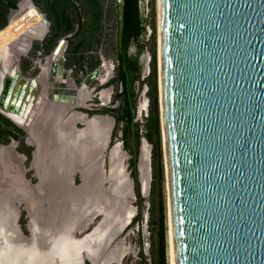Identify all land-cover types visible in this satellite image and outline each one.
Masks as SVG:
<instances>
[{
	"label": "water",
	"instance_id": "water-1",
	"mask_svg": "<svg viewBox=\"0 0 264 264\" xmlns=\"http://www.w3.org/2000/svg\"><path fill=\"white\" fill-rule=\"evenodd\" d=\"M123 3L115 0L118 48ZM157 12L172 264H264V0H157ZM15 153L0 143V162ZM5 232L0 264H17Z\"/></svg>",
	"mask_w": 264,
	"mask_h": 264
},
{
	"label": "flooded vegetation",
	"instance_id": "flooded-vegetation-1",
	"mask_svg": "<svg viewBox=\"0 0 264 264\" xmlns=\"http://www.w3.org/2000/svg\"><path fill=\"white\" fill-rule=\"evenodd\" d=\"M90 4L96 5V8H93V13L88 9L81 10L80 18L74 20L69 30H65L63 33L59 31L61 34L52 45H49L50 37L52 36L51 22L45 13L49 24L44 34L40 38H28L24 47L21 46L23 39H20L16 45V50L11 49L6 59L0 62V115L8 121L9 126L18 130L21 129L24 132L23 139L27 144H29L28 135L23 126L26 125L30 130H33L34 126H36V129L39 128L37 137L41 141L43 139L41 134H46L47 132L43 130L42 124L44 123H42V120L39 122L36 119L41 116L42 108H45L51 102H56L62 107H66L63 114H67L66 119L71 116V121L68 125L72 133V141H74L79 131L81 132L86 127L87 120L89 121L93 117L107 118L109 120V129L107 128L108 130H106L104 145L100 148L103 156L101 162L102 182L97 187L98 189L102 188L105 199L107 195L106 187L109 183V151L115 142L118 141L124 154L126 155L128 152L130 155L128 160L127 156L126 159L124 157L122 164L125 166V171L132 181V198H136L140 194L142 195L138 169L140 136L135 121L138 111L145 107V100H138L137 98L138 86L140 83L146 82V77L143 75L148 65L147 61H144L145 48L138 52L133 43H130L126 50L122 49V43L121 47L118 48L116 30V44L111 53L108 38H104V33L99 31L101 17L99 1L90 0ZM38 29L40 30L41 27ZM131 57H136L138 63V70L135 69L132 72L126 67ZM43 66L46 67V72L40 81L37 77L43 71ZM134 76L136 78H133ZM126 108L128 109V117L127 115L125 116ZM126 124H128L129 132L126 131ZM3 128L5 129L6 127ZM7 131L9 132L3 134L2 137L5 135L7 137L12 135L13 137L14 133L12 130L7 129ZM52 136L54 137V134ZM45 138L47 140L49 138L50 141L48 135H45ZM112 140L114 142L110 145ZM12 142V139L10 142L0 141L3 144H13ZM31 146L33 149L30 152L29 167L33 168L32 153H34L35 147ZM21 157H23L22 154ZM72 173L71 184L78 186L80 183L79 173L75 172V170ZM90 179V181H93L92 174ZM91 193H94V190ZM96 194L100 195L99 193ZM106 203L109 204L108 201ZM103 206H106V208L103 207V211L98 210L97 212L102 211L106 214L107 217L105 222L103 221L104 223L99 222L103 213L97 214L94 217L92 216L94 220L86 218L83 221V223H89L85 225L82 235H80L79 230L76 231L77 233L75 234L80 235V237H73V232L71 233V238L81 240L80 238L85 236L86 233H93L100 226L105 228L106 231L104 230L100 238L92 239L93 241L90 244L87 243L91 251L95 255L98 254L100 256L102 252L107 254L106 248L110 244L111 239L113 240L115 235L123 233L135 216L133 215L130 222L119 230L117 227L119 220L117 219L116 221L115 218L116 224H111L109 228L107 220L115 216H111L112 209L107 210L108 206L104 201ZM98 222V227L90 232ZM108 234L111 236L102 244ZM81 251L85 252L83 249ZM101 257L104 258L101 264H109L108 258ZM84 263L91 264V261L84 257Z\"/></svg>",
	"mask_w": 264,
	"mask_h": 264
},
{
	"label": "bare ground",
	"instance_id": "bare-ground-1",
	"mask_svg": "<svg viewBox=\"0 0 264 264\" xmlns=\"http://www.w3.org/2000/svg\"><path fill=\"white\" fill-rule=\"evenodd\" d=\"M18 6L19 10L17 13L10 19L8 24L0 29V62H3L6 59L11 49L16 50V45L20 39H23L21 46L24 47L25 42L28 41V38H40L46 30L45 25L39 24L41 21H43L42 16L33 6L30 0H22ZM39 27H41L40 30L38 29ZM45 72L46 67L43 66V71L37 77L40 81L43 79ZM65 109L66 107H62L56 102H51L47 104L45 108H42V113L40 116L41 119L39 117L36 120H39V122L42 120V123H44L42 124L43 130H45L47 133L41 134L43 137L41 141H39L40 138L37 137L39 128L36 130V126H34L35 128L30 130V128L26 127V125L23 126L25 131H27L28 142L40 148V152H37V149H35L33 154L34 161L32 164L33 166H37V161L39 160V162H41V170L37 173L38 175L36 174V176L41 182V188L43 187L44 191L47 190L48 196L50 195L49 200L53 204L52 209L48 210V214L46 215L50 214L56 218L57 214L55 213L54 208L58 207L60 212L65 210L68 217L64 216V218H62V220H65L64 224L62 223L58 226H53L52 230L47 229L44 220L42 219L37 224L39 227L37 236L38 238H36V240L34 239V241L38 243L41 240H44V242L46 241V243L43 244L42 248L38 249V251L41 250L42 252V250H44L46 252L47 250H53L54 252V254L51 252H42L43 259L39 257L40 255H38L37 250L34 251L32 247H27V242H25L22 237H18V235L14 236V233H8V235L11 237L8 240L11 247V262H16L17 264H82L81 257L79 255L80 252L78 253V251L83 249L86 254L89 253L93 256L94 253L91 251L90 246H87V243L90 244V242H92L97 237L100 238L103 235L104 230L106 231V229L101 226L95 229L98 227L99 222H105L107 217L106 214L102 212L104 209L103 207L106 208V206H103V201L106 200L109 202V204L105 203L108 206L107 210L112 209L110 213L111 216H115L116 221L117 219L119 220V223L117 224L118 230L122 229L124 225L129 223L135 214L133 205L129 204L127 200L120 201L115 200L114 198L120 195L122 198L123 195H127V197L130 195L129 191L127 190L130 182L129 180H125L122 170V160L124 159L125 154L121 152L119 142H117L112 147L109 155L110 167L108 172V184L111 187L108 188L105 199V194L103 195L102 188L100 187V189H98L97 187L100 186L102 182L101 176L103 172L101 170V162L103 160V156L100 152V148L105 142L106 130L109 129V120L103 119L101 117H93L89 121L87 120L86 127H84L81 132L79 131L74 141H72V133L68 125V123L71 121V116L67 119L64 117L63 114ZM53 134L54 137L52 136ZM45 135L50 137V141L49 138L48 140L45 138ZM51 137L54 138V140H52ZM141 146L139 169L144 183L147 179L145 163L148 161V153L147 144L143 142V145ZM1 169L6 170L2 164H0V170ZM73 170L78 172L80 175L81 182L78 186H73L71 184L70 175ZM91 174L93 176V181H90ZM50 176L55 177V179L51 181ZM48 186L50 187L48 188ZM92 190H94V193H91ZM96 193H99L100 195H97ZM5 207L7 206H4L0 211V217L4 220H6V216L8 215V212L2 213L5 211ZM41 210L42 211H40V213L42 217L45 211H43V209ZM98 210L102 211L97 212ZM97 214H102V217L90 231L92 232L93 229H95L93 233H86L85 236L80 238L81 240L78 238H71V233L73 230L76 229V231H78L82 229V227L85 226L83 221L86 218H92V216ZM110 220L111 218L107 220L108 224L110 223ZM3 223L4 222H1L0 220V229L5 232L6 230L5 227H3ZM113 224L114 223H112V225ZM166 234L167 259L168 264H172L168 210ZM107 238L108 237L104 239L103 243L107 241ZM8 241L6 242L8 243ZM30 243V245L34 244V242ZM0 245H2L1 242ZM124 251L125 250L121 252L124 253ZM92 256L91 258L93 261L90 260L91 264H101V261H97L95 259L96 256L100 255L96 254L94 257ZM71 257L74 258V260L71 259ZM120 257L121 254L118 258L109 259L112 263L119 264Z\"/></svg>",
	"mask_w": 264,
	"mask_h": 264
},
{
	"label": "rangeland",
	"instance_id": "rangeland-1",
	"mask_svg": "<svg viewBox=\"0 0 264 264\" xmlns=\"http://www.w3.org/2000/svg\"><path fill=\"white\" fill-rule=\"evenodd\" d=\"M32 1V0H31ZM99 1V7L101 11V17L99 21V31L104 33V38H108L109 41V47L110 52L112 53V50L115 48L114 40L116 38V27H117V16H116V4L115 0H98ZM151 2L153 3V8L150 6ZM78 5L80 6L81 10L88 9L91 13H93L92 5L90 4L89 0H78ZM140 5L143 7V19L145 23V34L144 39L150 40L151 47L154 51V57H155V76L150 78L151 80L154 79L156 82V89H157V106H158V121H159V127H160V113H159V101H158V12H157V0H140ZM19 10V6L15 8H11L8 11L7 16V22L10 21V19L17 13ZM157 12V13H156ZM144 61H147V67L145 71L143 72L144 76L146 77L145 83H140L138 86L137 91V98L138 100H145V107L143 109H138V116L135 121V125L137 126L138 133L140 136V143L143 145L144 143H147V153H148V161L145 163V170L147 172V179L143 183V177L140 169H139V181L141 182V188H142V195L140 194L136 198H131V188L130 184L127 187V190L129 191L130 195L127 197V195L117 196L114 197L115 200H127V202L131 205H133L135 209L134 218L131 221L129 225L125 228L124 232L120 235H115L113 240L111 239L110 244L107 246L106 251L107 254L101 253V256L105 257V259L108 258V262L110 264L109 258H118L120 257V264H157L158 261V229L159 225L157 223H152V218L155 220L158 219V201L161 199L163 203V227H164V240H165V263L168 264L167 259V190H166V181H165V174H164V162H163V153H162V144H161V131H160V145H161V167H162V178L160 180V185L155 184L154 187H152L153 184V165L155 162L152 160V150H150L149 153V144H152L148 141L147 137L145 136V123L146 118L149 114V108H150V98L148 95L149 92V83H148V77L150 75L151 67H150V61H151V50L150 46L146 47L144 49ZM141 79V78H139ZM148 79V80H147ZM141 82V81H140ZM64 117H67V114L64 115ZM107 119V118H106ZM0 126L6 127L8 130H12V135L3 136L2 138L5 140V142H10V140H13L12 148L16 151V153L13 155L5 156L1 159L2 165L5 167L6 170H0V211L4 206L5 211L2 213H7L6 220L1 219V222L3 223V227H5L6 231H9V234L12 233L14 236L15 234V227L21 228L22 232L24 234H29L28 237L24 238V241L27 242V247H32V249L35 251L37 250L38 255L41 259L42 252H45L41 249L43 244L46 243L44 240H41L39 243L35 242L34 239L38 238V223L42 220H44V223L47 227V229L52 230L53 226H58L59 224H64L65 220H62L64 216L68 217L67 212L65 210H62L60 212V209L58 207L54 208L55 213L57 214V217L55 218L53 215H46L48 214V210L52 209V202L49 200V196L47 194V190L44 191V188H41L40 180L36 176V174L41 170V166L39 160L37 161V166H33V168H30V152L33 149V147L29 144H27L24 139V132L20 129V131H16L11 126L6 124L2 119H0ZM5 128V129H6ZM37 130V129H36ZM34 130V131H36ZM116 133V131H115ZM143 138L146 139V141L143 140ZM114 140L111 141L110 145H112ZM118 141L115 142V144ZM114 144V145H115ZM113 145V146H114ZM34 146V145H33ZM112 146V147H113ZM35 149H37V152H40V148L37 146H34ZM150 148V149H151ZM112 149V148H111ZM111 149L109 151V155L111 152ZM121 152L124 154V152L121 150ZM18 153V154H17ZM21 154L23 157H20ZM42 154V153H41ZM150 155V156H149ZM127 156H130L127 152L125 155V159ZM34 157V156H33ZM110 157V156H109ZM109 159V158H108ZM124 160V159H123ZM34 161V160H33ZM19 163V165H18ZM110 167V164H109ZM24 168V169H23ZM20 169L24 173V177L28 178V181H30V184H26L23 182L21 178H19V173L21 172ZM123 170V169H122ZM109 172V170H108ZM124 178L125 180H129L126 178L125 172ZM72 174L70 175V178L72 177ZM38 175V174H37ZM49 177V176H47ZM76 177V176H75ZM51 181L55 179V177L50 176ZM76 179V178H75ZM80 179V175H79ZM13 184V186L9 185V183ZM81 182V180H80ZM52 183V182H51ZM80 184V183H79ZM43 186V185H42ZM51 186V185H50ZM48 186V188L50 187ZM111 187L108 185V188ZM16 188L19 189V192L16 190ZM47 188V189H48ZM129 188V189H128ZM43 191V192H42ZM126 191V192H128ZM120 198V199H119ZM131 198V199H130ZM106 203V201H104ZM113 202V201H112ZM152 204L155 205V208L151 210ZM12 207V209H10ZM65 207V206H63ZM43 209L44 214L41 217L40 211ZM17 211V212H16ZM16 212V216H15ZM71 216V215H69ZM94 217V216H93ZM92 219L94 220V218ZM91 219V220H92ZM92 220V221H93ZM7 221V222H6ZM16 225L14 224V222ZM89 222L85 223L87 225ZM116 224L115 217L110 220L109 228L111 224ZM11 225V226H10ZM85 227V226H84ZM84 227L80 229V235H82V231L84 230ZM2 229H0V234L2 233ZM76 229L73 230V237L74 236H80L76 235ZM111 235L108 234L105 236L109 239ZM104 238V239H105ZM30 242H34V244L30 245ZM104 242V241H103ZM102 242V244H103ZM30 243V244H29ZM121 243V244H120ZM102 247V245H101ZM124 253L123 252V250ZM127 249V250H126ZM73 251V250H72ZM122 251V252H121ZM51 252L54 254L53 250H47L45 253ZM80 252V257L82 254V257H84L85 252ZM43 253V254H45ZM101 256H96L95 259L97 261L104 260ZM81 257V258H82ZM102 258V259H101ZM71 259L74 260V258L71 257ZM59 261V260H57ZM30 262V261H28ZM40 264V263H39ZM114 264V263H111ZM116 264V263H115Z\"/></svg>",
	"mask_w": 264,
	"mask_h": 264
},
{
	"label": "trees",
	"instance_id": "trees-1",
	"mask_svg": "<svg viewBox=\"0 0 264 264\" xmlns=\"http://www.w3.org/2000/svg\"><path fill=\"white\" fill-rule=\"evenodd\" d=\"M44 13H46L47 18L51 22V32L50 44L52 45L55 40L63 33L65 30H69L74 22L81 16L80 6L77 4L78 0H32ZM90 1V0H89ZM18 0H0V28L6 25L7 14L9 9L15 8ZM140 0H124L123 7V27L121 35L122 49L126 50L130 43H133L137 51L140 52L146 47L150 46L151 50V61H150V75L148 77L149 83V98H150V108L149 114L146 118L145 123V136L148 141L152 144V160L155 162L153 165V184L160 185V180L162 178V167H161V145H160V127L158 121V106H157V89L156 82L153 78L155 76V57L154 51L151 47L150 40H144L142 35L145 32V21L140 13ZM92 5V8H96V5ZM150 6L153 8V3ZM94 11V9H93ZM60 29V30H59ZM61 31V33L59 32ZM116 36V33H115ZM116 40V38H115ZM114 40V45L116 44ZM129 61V59H127ZM127 69L132 72L135 69L138 70V63L136 57H131L130 61L127 63ZM133 78H136L134 76ZM133 80V79H132ZM127 109V108H126ZM128 117V109L125 111V116ZM6 124L8 121L0 115ZM13 129H16L13 127ZM18 130V129H16ZM20 131V130H18ZM126 131L129 132L128 124H126ZM7 129L0 126V141L5 142L2 138L3 134H7ZM126 132V133H127ZM155 208L152 204L151 210ZM158 219L154 221L152 218V223H157L159 225L158 229V261L157 264L165 263V240H164V227H163V203L161 199L158 201Z\"/></svg>",
	"mask_w": 264,
	"mask_h": 264
}]
</instances>
